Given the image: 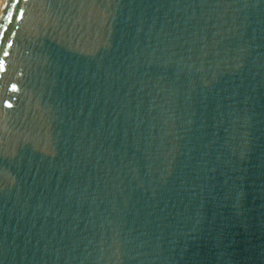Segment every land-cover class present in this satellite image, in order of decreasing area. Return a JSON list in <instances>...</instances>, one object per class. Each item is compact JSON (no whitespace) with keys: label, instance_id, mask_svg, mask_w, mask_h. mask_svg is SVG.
I'll list each match as a JSON object with an SVG mask.
<instances>
[{"label":"water","instance_id":"95a60500","mask_svg":"<svg viewBox=\"0 0 264 264\" xmlns=\"http://www.w3.org/2000/svg\"><path fill=\"white\" fill-rule=\"evenodd\" d=\"M0 264H264V0H1Z\"/></svg>","mask_w":264,"mask_h":264},{"label":"snow or ice","instance_id":"6c2138e0","mask_svg":"<svg viewBox=\"0 0 264 264\" xmlns=\"http://www.w3.org/2000/svg\"><path fill=\"white\" fill-rule=\"evenodd\" d=\"M21 15H22V13H21ZM11 19V17H9V20Z\"/></svg>","mask_w":264,"mask_h":264},{"label":"built area","instance_id":"2783aa9c","mask_svg":"<svg viewBox=\"0 0 264 264\" xmlns=\"http://www.w3.org/2000/svg\"><path fill=\"white\" fill-rule=\"evenodd\" d=\"M0 2H1V0H0Z\"/></svg>","mask_w":264,"mask_h":264}]
</instances>
